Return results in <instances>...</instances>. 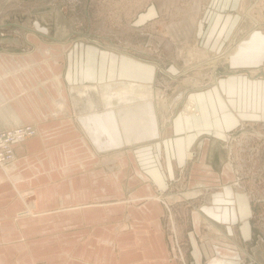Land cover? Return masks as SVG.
<instances>
[{
	"label": "rangeland",
	"instance_id": "374dc122",
	"mask_svg": "<svg viewBox=\"0 0 264 264\" xmlns=\"http://www.w3.org/2000/svg\"><path fill=\"white\" fill-rule=\"evenodd\" d=\"M23 1L11 0L8 4L7 0H0V26L17 9L23 12L19 18L23 28L18 33L10 28L8 36H3L7 35L5 32L0 35V60L4 64L0 66V100L3 98L28 114V107H36V110L47 107L49 110L63 102L54 77L56 69L64 67L68 58L65 45L69 42L72 47L94 46L107 54H124L146 63H158L155 80L164 83L167 94L174 90L170 88L174 82L168 78L170 75L163 64L183 65L180 82L193 76V67L199 65L202 69L194 72L198 73V78L208 73L220 78L231 71L229 61L242 43H251L250 56L261 57L260 64H264V36L260 35L262 32L264 35V0H245L244 19L234 24L232 38L226 46L229 50L219 54L198 52L196 29L207 10V0ZM2 38H6L7 43L2 44ZM139 44H142L140 49L136 48ZM45 46L57 49L59 55L49 59L40 54ZM202 57L207 58L204 64L200 62ZM89 58L96 60V54ZM53 60L58 66L55 71L47 69V63ZM39 75L46 91L37 80ZM24 78L31 84L28 89L24 86ZM188 100L191 99L186 98L184 104ZM65 103L68 109V103ZM177 105L184 108L182 100ZM67 117L45 120L41 124L65 137L66 126L54 124L68 121ZM244 124L227 135L229 141L219 148V167L212 164L214 151L211 150L206 161L202 159L195 163L196 158L191 161L185 174L166 192L158 193L150 184L153 192L150 198L136 195L140 194L141 184L135 180L131 164L114 161L124 149L103 158L97 157L99 162L87 157L88 163L68 164V168L83 171L86 177L91 176V172H100L99 178L88 180L89 193L98 191L101 203L89 204V207L106 211L104 216L96 217L100 220L91 222L100 224L98 228L90 227L89 232L96 234L104 224L121 232L119 253L113 256L107 245L103 249L105 264H213L215 261L264 264V123ZM33 126L38 129L39 124ZM62 142L70 144L68 140ZM53 147L51 151L59 146ZM70 150L75 154L73 148H69L68 153ZM65 152L59 151L62 155ZM193 162L197 169L191 178ZM1 169L5 170V167ZM227 186L241 194H236L237 200L243 207L246 203L247 208L244 207V215L239 207L240 218L232 226V232L228 228L230 223L222 218L223 214L220 215ZM218 196L223 202L216 199ZM33 197H26V201L30 202ZM146 199L152 202L145 207L143 201ZM57 264H68V258Z\"/></svg>",
	"mask_w": 264,
	"mask_h": 264
},
{
	"label": "crops",
	"instance_id": "0c3cea01",
	"mask_svg": "<svg viewBox=\"0 0 264 264\" xmlns=\"http://www.w3.org/2000/svg\"><path fill=\"white\" fill-rule=\"evenodd\" d=\"M7 1L9 4L11 0ZM19 1L23 0H17ZM244 3L245 0H207V10L204 11L196 29L198 52L219 54L229 50V48L226 50V46L232 38L233 30L244 19ZM20 5H18L19 8ZM22 13V9H17L13 15L4 19L0 26V35L5 32L7 35L3 36H8L10 28L18 33L19 29L23 28L19 22ZM12 19L16 21L13 22ZM261 28L262 26L260 30ZM262 33L260 35L264 36ZM6 40L2 38L1 43H7ZM139 46L136 48H142V44ZM251 47V43H242L237 46L229 61L231 71L220 78L213 77L211 73L198 78V73L194 72L202 69L199 65V67H193V76L181 78L180 82L179 75L183 71V65L181 63L165 65L161 62L170 75L168 78L174 82L170 84V88L174 90L167 94L164 83L159 79L155 80L158 74V63H146L124 54H107L100 52L94 46L72 47L69 42L65 45L68 58L64 62V78L68 85H103L116 81H125L124 83L128 85L129 83L126 82L151 84L153 97L149 100L99 111L96 115L75 116L71 112L66 128L69 148H73L76 155L71 154V151L68 154L65 152L64 155L59 151L51 152L49 155L51 169L59 171L58 163L62 169H66V162L68 164L88 163L87 157L103 158L105 155H113L124 149L132 152L140 171L149 178L152 187L158 193L166 192L171 184L185 174L189 163L196 158L201 147H206V155H211V150L214 151L215 148H220L227 143L229 141L227 135L245 125L244 123H264V64H260L261 57L250 56ZM94 54H96V60L90 59L89 57ZM206 59L202 57L200 62L204 64L207 62ZM184 66L188 65L184 64ZM175 78L176 81H174ZM136 88H125L124 92L131 96L136 92L141 94L136 91ZM108 94L113 98L118 97L117 93ZM186 98L192 100H188V107L194 102L199 112L198 116L184 110ZM180 100H182L183 109L177 105ZM62 123H67V120ZM45 130L53 132L52 138L61 137L55 129L45 128ZM35 137L36 141L41 143L42 139L38 133ZM32 142L18 146V157L15 160L30 153V147L35 145ZM122 159L131 160L125 154ZM97 161L101 160L97 158ZM21 170L22 172H18V175L22 177L20 182L25 184V180L33 175L27 171V164ZM40 170H45V167H40ZM99 173L96 174L98 178ZM8 179L12 183L9 175ZM94 187L99 189L100 186ZM230 194H234V190ZM235 194L240 195L237 192ZM34 199L35 197L32 200ZM218 200L223 202L222 198ZM238 203L245 215L246 203L244 207L240 201ZM232 214L235 217V214ZM224 218L228 221L232 219L229 208L225 210ZM237 218L234 222L230 221V232ZM9 220H0V223Z\"/></svg>",
	"mask_w": 264,
	"mask_h": 264
},
{
	"label": "water",
	"instance_id": "95a60500",
	"mask_svg": "<svg viewBox=\"0 0 264 264\" xmlns=\"http://www.w3.org/2000/svg\"><path fill=\"white\" fill-rule=\"evenodd\" d=\"M41 51L40 54L46 55L49 59H52L54 55H59L57 49L53 47L45 46ZM2 62L3 60H0V66H4ZM47 64L48 70L55 71L54 69L58 67L55 60ZM37 80L40 81L43 90L46 91V85L41 80L40 75ZM54 82L57 84L60 97L63 99L57 108L48 110L47 107H39L36 110V107H28L26 108V112L30 111L28 114L8 104L5 99L0 100V132L15 127L39 124L37 130L42 139L41 143L36 141V137L16 143L13 146L15 158L18 157V146L29 144L32 141V144L35 145L30 147L29 154L15 160L6 166L5 170L0 167V220L10 219L8 222L0 223V264H57L66 258H68V264H74V262L76 264H105V257L103 256L105 246L111 247L108 252H111L113 256L119 253L121 248L120 229L104 224L99 227L96 234L89 232L90 227L98 228L100 224L99 222H91L100 220L96 217L104 216L106 211L104 208L89 207V204L101 203L97 192L89 193L90 184L87 180L90 177L96 178L97 173L91 172V176L86 179L84 174L80 175L83 171L68 170V162H66V169H62L58 163L59 171H53L49 163V154L56 151L65 152V150L68 154L70 145L62 142L68 140V131L65 137L52 138L53 132H47L45 130L47 127L42 126L41 122L54 118H66L71 112L75 116L96 115L99 111L149 100L153 97L152 86L126 82L129 83L128 85L124 83L125 81L110 82L103 85H67L64 81L63 66L56 69ZM23 83L26 89L31 86L26 78L23 79ZM136 85L140 88L137 89ZM131 87H135L136 91L141 92V94L137 92L133 96L126 94L124 89ZM108 93H117L116 96L118 97L113 98ZM65 102L68 103V109L65 107ZM65 121H60L61 124H57L59 123L57 122L54 125L64 127L68 125V121L62 123ZM53 145L59 147L51 151ZM205 148H200L195 163L201 162L202 159L206 161ZM121 153L131 158L128 163L134 170L135 180L138 183L144 182V185L141 184L139 189L140 194L136 195L138 197L144 196V198L152 197L153 192L149 187L150 180L140 171L132 152L125 150ZM121 153L117 155L114 161H124ZM219 153V148H215L212 159L215 168L221 165ZM93 158L96 159L94 160L96 162L97 157L93 156ZM209 162L211 163V161ZM26 164L28 165L27 171L31 172L33 176L25 180L26 182L23 184L20 182L22 177H19L18 172H22L21 168L23 169ZM40 167H45V170H40ZM196 169L195 164L191 178L196 175ZM8 175L12 183L9 181ZM92 187L94 188V186ZM29 196H34L35 199L30 202L26 201L25 198ZM151 202V200L146 199L143 201V205L146 207Z\"/></svg>",
	"mask_w": 264,
	"mask_h": 264
},
{
	"label": "built area",
	"instance_id": "2783aa9c",
	"mask_svg": "<svg viewBox=\"0 0 264 264\" xmlns=\"http://www.w3.org/2000/svg\"><path fill=\"white\" fill-rule=\"evenodd\" d=\"M190 101V100H189ZM192 101V100H191ZM186 109V110H185ZM184 110L190 114L199 115L194 102L188 107V101ZM37 135V128L33 125L15 127L0 132V167H6L15 161L13 146Z\"/></svg>",
	"mask_w": 264,
	"mask_h": 264
},
{
	"label": "flooded vegetation",
	"instance_id": "af4514ba",
	"mask_svg": "<svg viewBox=\"0 0 264 264\" xmlns=\"http://www.w3.org/2000/svg\"><path fill=\"white\" fill-rule=\"evenodd\" d=\"M227 189V194L224 196L225 198H224V204H225V206H224V204H223V206H222V209H223V211H222V213L220 212V215H222L223 214V216H222V218L225 220V221H227L228 223H230V221L232 220L233 222H234V220H236V218L238 217V209H239V203H238V198H237V195L234 193V194H230V192H233V188L231 187V186H227L226 187ZM240 194V193H239ZM241 195V194H240ZM220 199V197L218 196V197H216V199ZM217 199V200H218ZM230 209V212H231V220H226L225 218H224V213H225V210L226 209ZM238 208V209H237ZM237 209V210H236ZM229 212V211H228ZM232 213H234L235 214V217L233 216V214ZM235 223H233L232 224V226L234 225ZM228 228L230 229L231 228V226L230 225H228Z\"/></svg>",
	"mask_w": 264,
	"mask_h": 264
},
{
	"label": "bare ground",
	"instance_id": "6f19581e",
	"mask_svg": "<svg viewBox=\"0 0 264 264\" xmlns=\"http://www.w3.org/2000/svg\"><path fill=\"white\" fill-rule=\"evenodd\" d=\"M223 55V54H222ZM221 56V55H220ZM219 57V56H218ZM228 263V262H227ZM213 264H225L222 261H215Z\"/></svg>",
	"mask_w": 264,
	"mask_h": 264
}]
</instances>
